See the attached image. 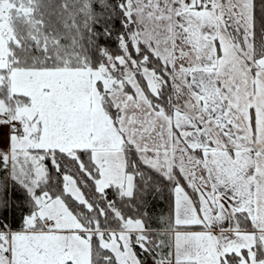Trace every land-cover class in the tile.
Instances as JSON below:
<instances>
[{
	"label": "snow or ice",
	"instance_id": "1",
	"mask_svg": "<svg viewBox=\"0 0 264 264\" xmlns=\"http://www.w3.org/2000/svg\"><path fill=\"white\" fill-rule=\"evenodd\" d=\"M0 264H264V0H0Z\"/></svg>",
	"mask_w": 264,
	"mask_h": 264
}]
</instances>
